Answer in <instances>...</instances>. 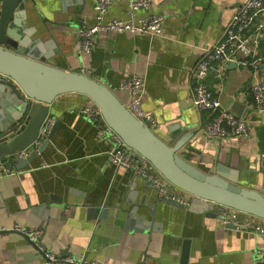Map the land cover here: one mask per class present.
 Returning <instances> with one entry per match:
<instances>
[{
    "label": "crops",
    "instance_id": "1",
    "mask_svg": "<svg viewBox=\"0 0 264 264\" xmlns=\"http://www.w3.org/2000/svg\"><path fill=\"white\" fill-rule=\"evenodd\" d=\"M38 20L32 39L57 68L80 72L119 89L125 79H145L142 107L157 119L154 132L173 142L194 136L182 156L205 172L218 162L238 168L240 184L264 194V110L257 107L250 87L264 83V31L257 68L230 63L211 72L207 84L222 107L246 117L247 135L218 141L204 135L207 112L199 110L191 94L193 71L204 55L224 36L233 15L247 0H153L151 14L165 18L161 35L100 33L94 49L80 54L78 30L94 23L95 0H35ZM129 0H115L106 19H127ZM29 10H36L29 4ZM145 11H138L142 17ZM264 22V14L262 15ZM52 30L40 36V30ZM249 63V61H247ZM89 98L59 96L49 109L58 122L52 141L25 168L0 176V264H43V255L26 236L15 231L40 228V242L63 257L99 264H259L264 235L224 227L212 213L174 207L157 201L146 180L108 160L110 144L99 140L94 125L79 114ZM17 164V163H16ZM15 164V165H16ZM146 204L157 205L152 215ZM99 206L93 215L90 207ZM108 213L100 219L102 211ZM132 211V212H130ZM128 230L125 223L130 220ZM139 219V221L135 220ZM189 241L187 260L183 243Z\"/></svg>",
    "mask_w": 264,
    "mask_h": 264
},
{
    "label": "water",
    "instance_id": "2",
    "mask_svg": "<svg viewBox=\"0 0 264 264\" xmlns=\"http://www.w3.org/2000/svg\"><path fill=\"white\" fill-rule=\"evenodd\" d=\"M30 3L36 10H29ZM37 9L35 0H0V156L21 151L37 138L49 116L50 105L59 96L81 94L100 108L105 122L128 146L148 159L170 184L192 196L191 210L213 213L215 206L210 203L213 202L264 220V194L240 184L238 168L231 169L218 162L212 172H205L182 156L181 150L193 138V133L177 142L165 139L136 118L113 87L86 74L50 65L47 57L38 50L40 37L32 39L37 29L29 27V23L38 20ZM39 34L53 37L49 28L40 30ZM57 126L58 122H55L41 152L52 141ZM36 156L18 158L16 165L4 159L8 169L5 174H9L13 167L17 170L25 168ZM157 201L182 206L159 194ZM143 207L148 209L152 218L155 217L157 205L144 204ZM98 211L101 212L99 206L90 207L91 214ZM130 212L125 231L134 215ZM107 214L106 210L102 211L97 219L106 220ZM228 228L234 229L231 225ZM189 243H183V262L189 254ZM86 260L84 257L81 264H89Z\"/></svg>",
    "mask_w": 264,
    "mask_h": 264
},
{
    "label": "built area",
    "instance_id": "3",
    "mask_svg": "<svg viewBox=\"0 0 264 264\" xmlns=\"http://www.w3.org/2000/svg\"><path fill=\"white\" fill-rule=\"evenodd\" d=\"M114 1L95 0L94 23L88 25L83 22L78 30L80 54L89 53L94 49L100 33L128 32L134 35H161L163 33L166 17L162 14H151L153 0H129L126 6L127 19H106L108 10ZM138 11H145V14L138 18ZM263 14L264 0H247L241 10L233 15L222 39L205 51L194 68L191 94L195 106L199 110L207 112L208 121L203 131L204 135L210 139L222 141L249 133V120L246 117H237L222 107L219 98L215 97L209 89L207 77L214 71L220 73L230 63L251 64L255 68L261 65L263 61V57L260 55L261 35L264 31V22L261 19ZM81 72L85 74L86 69H82ZM119 89L128 94L127 108L136 118L154 131L157 128V119L142 107V100L145 96L144 77L133 75L122 81ZM250 93L257 107L264 110V83L252 85ZM78 112L94 125L97 139L109 142L108 160L110 165L114 168H123L133 175L143 178L165 200L177 201L183 207H190L192 196L170 184L148 159L128 146L105 122L100 108L90 99L80 107ZM54 123V119L48 116L40 128L37 138L28 147L13 154L0 156V176L8 172L4 159L13 165L17 163L18 158L27 159L32 154L40 156L41 147L48 138ZM210 203L215 206L216 217L222 226L229 227L231 225L235 230L241 232L264 235V220L223 205ZM14 230L26 235L35 244L37 250L43 255V264H81L83 261H75L71 257H61L48 251L40 242L42 234L40 228L23 229L19 225H15ZM86 262L99 264L96 261L88 262L86 260ZM258 263L264 264L262 251H258Z\"/></svg>",
    "mask_w": 264,
    "mask_h": 264
}]
</instances>
